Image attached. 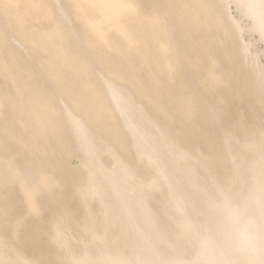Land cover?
Segmentation results:
<instances>
[{"label": "bare ground", "instance_id": "1", "mask_svg": "<svg viewBox=\"0 0 264 264\" xmlns=\"http://www.w3.org/2000/svg\"><path fill=\"white\" fill-rule=\"evenodd\" d=\"M260 55L264 0H0V264H264Z\"/></svg>", "mask_w": 264, "mask_h": 264}, {"label": "rangeland", "instance_id": "2", "mask_svg": "<svg viewBox=\"0 0 264 264\" xmlns=\"http://www.w3.org/2000/svg\"><path fill=\"white\" fill-rule=\"evenodd\" d=\"M230 9H231L230 12H231V14L233 16H235L237 18L238 17L239 18L241 17L240 16V13L235 9L234 6H231ZM243 21L245 23L247 22L246 19H244ZM244 36H245V38L247 40H252V42L254 43V46H253V49L254 50L260 51L263 48V44H261L260 42L257 41L256 35H250V34L245 33ZM259 61H260L261 65L264 66V56L263 55H260ZM215 99H217V98H215ZM247 108L248 107H247V104L245 103V101H244V103L243 102H239L237 100L231 101V104H230L229 109H228V117H227L228 120L226 121V123H224V127L228 128V129L229 128L231 129V124L233 122L235 123L237 121H241L243 124H245L247 126L248 125H252V123H253V119H252L253 118V114H252V111L249 110V109H247ZM261 124L263 125V127H262ZM260 127L264 129V122L263 121L260 122ZM199 144H200V148L202 149V151L206 152V143L204 141H200ZM70 162H71L72 166H74V167L80 166V159L77 156L71 157V161ZM217 169H220V168L218 167ZM222 183L223 184L226 183L224 179H223ZM25 208H26V206H25ZM26 213H27V209H24V207L18 208L17 210H14L11 213V215H10V221L7 224H11L12 222L16 221L17 219H21V220L23 219L22 220V225H23L22 231L26 230L31 225H33V222L34 223L41 224L42 226L43 225H45V226L47 225L46 222H44V220L36 218L35 215H34L35 217H33V215H28L27 216ZM34 218H36L35 221H34ZM69 230H70V233H72L74 236L80 238V235L78 234V231L77 230H75V229H69ZM22 231H21L18 239L21 240V242L23 240L26 241L28 239V241L30 240V243H31V238H29V237L28 238L26 237V238L22 239L23 236H25V234L23 235V232ZM4 235H5V238L8 241L14 239L13 233L10 230V228L9 229L6 228V230L4 231ZM84 238H86V237H84ZM33 240H37L38 243H39V245H41V247L43 245L45 246L41 250L40 249L41 247L37 245L38 246V249H40L41 252H43V251L45 253L49 252V250L46 247V245H48V243H49L48 242V238L46 236L40 237L39 239H33ZM187 249H188L187 251L190 250L189 248H187ZM30 250H31V248L30 249H27V247L25 249V252L28 254V256H30V257H35V256L36 257H39V254L41 253L40 251H33V250H31L32 252H29ZM37 252H39V253H37Z\"/></svg>", "mask_w": 264, "mask_h": 264}, {"label": "clouds", "instance_id": "3", "mask_svg": "<svg viewBox=\"0 0 264 264\" xmlns=\"http://www.w3.org/2000/svg\"><path fill=\"white\" fill-rule=\"evenodd\" d=\"M228 216L235 229L236 245L242 248L244 245L249 244L253 239L250 231L253 226L251 221L244 219L236 209H228Z\"/></svg>", "mask_w": 264, "mask_h": 264}]
</instances>
